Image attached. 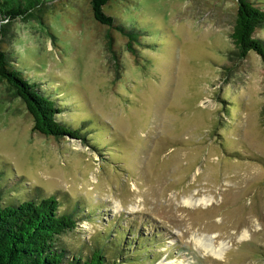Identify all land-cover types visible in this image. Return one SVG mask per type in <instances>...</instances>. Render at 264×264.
I'll use <instances>...</instances> for the list:
<instances>
[{"label":"rangeland","instance_id":"374dc122","mask_svg":"<svg viewBox=\"0 0 264 264\" xmlns=\"http://www.w3.org/2000/svg\"><path fill=\"white\" fill-rule=\"evenodd\" d=\"M104 11L140 34L131 51L111 29L118 65L90 0H49L42 23L11 25L13 64L88 139L32 130L0 82L6 197L55 194L75 210L60 237L71 251L105 236L122 264H264V62L233 52L236 0H111ZM212 234L222 257L199 249Z\"/></svg>","mask_w":264,"mask_h":264},{"label":"trees","instance_id":"16d2710c","mask_svg":"<svg viewBox=\"0 0 264 264\" xmlns=\"http://www.w3.org/2000/svg\"><path fill=\"white\" fill-rule=\"evenodd\" d=\"M48 1L0 0V82L5 84L10 97L21 98L33 120L32 130L45 137L59 139L69 136L86 140L87 129L83 125L73 126L60 120L58 114L64 111V105L58 97L52 96L18 69L2 46L16 19H33L42 23ZM110 1L90 0V6L94 19L107 28L106 49L118 65L111 29L128 39L127 47L131 51H134V42L139 40L140 34L136 28L127 27L104 11V6ZM263 26L264 8L254 0H236V16L230 37L237 58H243L252 50L264 62V39L255 35L258 28ZM6 186L0 170V264H122V249H119V255L112 253V239L106 243L105 236L96 238L86 253L71 251L62 244L61 235L75 229L77 215L75 210L61 212V200L55 194L37 198L34 194H26L23 195L24 198L28 197L25 199L6 197ZM109 223L116 224L112 221ZM106 230H109L108 226ZM118 235L122 236V233L117 232ZM127 245L128 248L135 247L133 242ZM138 249L137 252H140Z\"/></svg>","mask_w":264,"mask_h":264},{"label":"bare ground","instance_id":"6f19581e","mask_svg":"<svg viewBox=\"0 0 264 264\" xmlns=\"http://www.w3.org/2000/svg\"><path fill=\"white\" fill-rule=\"evenodd\" d=\"M202 201H204L202 198H198V199H192V197H188V198H183V203L185 205H194V204H200L202 203ZM244 234V233H243ZM246 235V234H244ZM243 235V236H244ZM206 236V235H205ZM211 236V240H209L208 238L206 239H201L200 242L198 243L199 245V249L204 252V253H208L211 254L215 257H222L223 253L225 251V244L224 242H218V243H214V237L215 234L210 235ZM196 240V239H195ZM197 246V245H196Z\"/></svg>","mask_w":264,"mask_h":264}]
</instances>
